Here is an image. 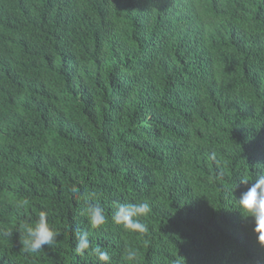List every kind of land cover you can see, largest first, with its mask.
I'll return each instance as SVG.
<instances>
[{
    "label": "trees",
    "instance_id": "16d2710c",
    "mask_svg": "<svg viewBox=\"0 0 264 264\" xmlns=\"http://www.w3.org/2000/svg\"><path fill=\"white\" fill-rule=\"evenodd\" d=\"M262 169L264 0H0V264H264L238 201ZM145 201L146 234L113 222Z\"/></svg>",
    "mask_w": 264,
    "mask_h": 264
},
{
    "label": "clouds",
    "instance_id": "9594fccd",
    "mask_svg": "<svg viewBox=\"0 0 264 264\" xmlns=\"http://www.w3.org/2000/svg\"><path fill=\"white\" fill-rule=\"evenodd\" d=\"M214 158V156H213ZM253 183L247 187L238 201L239 210L244 218H251L254 222L253 231L257 233V241L264 245V169L259 170L255 175ZM250 180L242 178L240 183L249 185ZM71 191L79 193V187H73ZM94 196L95 193L89 194ZM25 203H27L25 201ZM152 211L148 202L139 203H117L116 210L112 215V220L117 225H122L125 230L146 234L148 226L142 222V217H147ZM82 214L87 218L93 229L101 227L106 222L105 210L98 203H89L83 210ZM17 232L23 234L20 241L23 249L27 253H39L45 245H53L56 242L57 231L50 225L48 213L41 210L38 220L34 225L23 224L17 229ZM11 236L12 233L8 232ZM90 249V241L87 232L78 233L75 251L83 255L86 250ZM91 252L96 255L99 261L109 264L111 257L108 251L102 250L99 246L91 248ZM138 253L132 248L126 249L125 259L135 261Z\"/></svg>",
    "mask_w": 264,
    "mask_h": 264
}]
</instances>
